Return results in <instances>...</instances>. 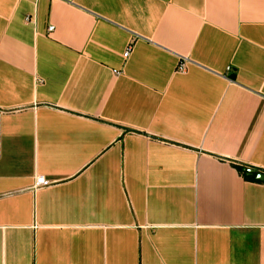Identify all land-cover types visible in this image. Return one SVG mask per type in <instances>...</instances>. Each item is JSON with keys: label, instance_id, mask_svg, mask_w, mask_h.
Listing matches in <instances>:
<instances>
[{"label": "crops", "instance_id": "0c3cea01", "mask_svg": "<svg viewBox=\"0 0 264 264\" xmlns=\"http://www.w3.org/2000/svg\"><path fill=\"white\" fill-rule=\"evenodd\" d=\"M0 264H264V0H0Z\"/></svg>", "mask_w": 264, "mask_h": 264}, {"label": "built area", "instance_id": "2783aa9c", "mask_svg": "<svg viewBox=\"0 0 264 264\" xmlns=\"http://www.w3.org/2000/svg\"><path fill=\"white\" fill-rule=\"evenodd\" d=\"M63 2L66 3H72L73 0H61ZM53 27H49V31H52ZM129 50L130 48H128V50L126 51V56L129 54ZM185 61H181L178 65V69L179 70H183V68L185 67ZM49 183L48 181H46L43 177H38L35 179V183H34V190H39V189H43L46 187H49Z\"/></svg>", "mask_w": 264, "mask_h": 264}, {"label": "trees", "instance_id": "16d2710c", "mask_svg": "<svg viewBox=\"0 0 264 264\" xmlns=\"http://www.w3.org/2000/svg\"><path fill=\"white\" fill-rule=\"evenodd\" d=\"M235 168L238 170L239 173H241L243 175V177L245 179H248V180H255V175H248L247 174V167H245L244 165H241V164H234ZM257 172H262L260 170H254L253 173H257Z\"/></svg>", "mask_w": 264, "mask_h": 264}, {"label": "water", "instance_id": "95a60500", "mask_svg": "<svg viewBox=\"0 0 264 264\" xmlns=\"http://www.w3.org/2000/svg\"><path fill=\"white\" fill-rule=\"evenodd\" d=\"M258 178H262V175L258 176Z\"/></svg>", "mask_w": 264, "mask_h": 264}]
</instances>
